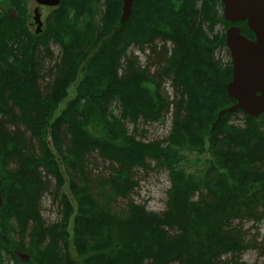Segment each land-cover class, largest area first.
<instances>
[{
	"label": "trees",
	"instance_id": "1",
	"mask_svg": "<svg viewBox=\"0 0 264 264\" xmlns=\"http://www.w3.org/2000/svg\"><path fill=\"white\" fill-rule=\"evenodd\" d=\"M5 1L15 16L0 12V264H244L249 249L264 256L244 230L264 221V114L237 110L218 120L236 100L227 94L232 62L215 56L227 38L215 30L237 25L255 39L245 22H227L221 0H135L125 24L124 0H61L36 34L31 0ZM133 47L148 52L146 67ZM168 116L166 138L138 139L141 124ZM94 156L107 173L91 170ZM149 162L169 173L162 213L132 198L133 170ZM45 196L59 209L56 222L43 217Z\"/></svg>",
	"mask_w": 264,
	"mask_h": 264
},
{
	"label": "water",
	"instance_id": "2",
	"mask_svg": "<svg viewBox=\"0 0 264 264\" xmlns=\"http://www.w3.org/2000/svg\"><path fill=\"white\" fill-rule=\"evenodd\" d=\"M37 34L43 28L40 7H58L61 0H33ZM135 0H124L121 22L125 24L133 12ZM223 16L229 23L246 22L255 39L247 38L239 26H231L226 33V46L230 50L233 78L227 83V94L236 103L218 114V120L228 114L242 110L250 117L264 114V0H221ZM117 31V30H115ZM25 261L29 259L18 253Z\"/></svg>",
	"mask_w": 264,
	"mask_h": 264
},
{
	"label": "rangeland",
	"instance_id": "3",
	"mask_svg": "<svg viewBox=\"0 0 264 264\" xmlns=\"http://www.w3.org/2000/svg\"><path fill=\"white\" fill-rule=\"evenodd\" d=\"M38 7L35 1L31 0L29 3L28 12L30 15V18L28 19V24H30V28L32 31L37 30V24L34 22V10ZM123 7V6H122ZM41 15V21L43 23V29L46 26V21L48 20L51 12L49 8L40 7L39 8ZM0 12H7L15 16L13 11L7 6V2L5 0H0ZM122 17V16H121ZM121 20V18H120ZM122 21V20H121ZM230 28L227 26L218 25L215 33L221 34L220 36H225L227 33V30ZM42 29V30H43ZM51 50L54 52V56H58L60 53V48L55 45H51ZM129 54H136L139 58V62L141 63L143 67H146V61H147V54L148 52H142L137 47H133L129 50ZM216 59L221 62L222 65L226 66V63L230 62V51L227 49L218 50L215 53ZM224 67V66H223ZM165 90L169 96V98L173 97V90L170 87V82H166L164 84ZM72 96L75 95V91L73 88H71L68 91ZM64 108V107H63ZM227 110V109H225ZM112 112H114L117 116L120 115V110L115 107L112 108ZM172 117L168 116L165 118V123H158V122H149L146 124H141L139 127L140 130H142L145 134V136L138 135V139L144 140L145 142L149 141H160L164 138H166L169 135V131L171 129V122ZM235 122L242 124V121L235 120ZM129 132L132 133L133 131V125H129ZM94 159L97 161L98 167L92 166L91 170L94 169L99 171L100 173H104L106 171L105 168L107 167V164H102V160H99L96 156H94ZM150 163V169L144 170V169H134L133 170V181H135L138 184V187L134 190L135 192L132 195V198L135 203L145 205L146 210L150 213H162L164 210H166L167 207V190L170 188V180H169V173L168 171L163 167H155V164L153 162ZM107 173V172H106ZM2 198L0 199V205H1ZM120 203H122V200H120ZM43 217L48 223H53L59 220V209L57 206H54L50 196H45L43 199ZM254 222H246L244 224V230L247 231L249 234L248 240H253L256 238V242L258 244L264 245V221L256 226V229H253ZM242 262L244 264H264V256L261 255V252L259 250L249 249L242 255Z\"/></svg>",
	"mask_w": 264,
	"mask_h": 264
},
{
	"label": "bare ground",
	"instance_id": "4",
	"mask_svg": "<svg viewBox=\"0 0 264 264\" xmlns=\"http://www.w3.org/2000/svg\"><path fill=\"white\" fill-rule=\"evenodd\" d=\"M48 144L51 145V140L50 139H48Z\"/></svg>",
	"mask_w": 264,
	"mask_h": 264
}]
</instances>
